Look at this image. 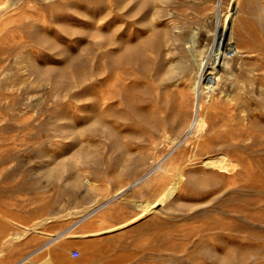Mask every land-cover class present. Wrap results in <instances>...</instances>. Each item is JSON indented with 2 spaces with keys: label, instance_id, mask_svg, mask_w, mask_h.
I'll return each mask as SVG.
<instances>
[{
  "label": "rangeland",
  "instance_id": "rangeland-1",
  "mask_svg": "<svg viewBox=\"0 0 264 264\" xmlns=\"http://www.w3.org/2000/svg\"><path fill=\"white\" fill-rule=\"evenodd\" d=\"M38 263L264 264V0H0V264Z\"/></svg>",
  "mask_w": 264,
  "mask_h": 264
},
{
  "label": "bare ground",
  "instance_id": "bare-ground-1",
  "mask_svg": "<svg viewBox=\"0 0 264 264\" xmlns=\"http://www.w3.org/2000/svg\"><path fill=\"white\" fill-rule=\"evenodd\" d=\"M221 1V0H220ZM215 35V34H214ZM190 41V40H189ZM227 42V41H226ZM225 44V43H224ZM227 47V46H226ZM190 52H191V58L195 59L196 55H197V52L199 54L202 53V51L197 48V44L195 43V40L192 38L191 40V44L188 46ZM234 49V48H233ZM203 50V49H202ZM225 50V49H224ZM231 52V51H230ZM233 52V51H232ZM229 53V52H228ZM229 55V54H228ZM199 56V55H198ZM230 56H231V53H230ZM117 58V57H115ZM205 60V59H204ZM195 64V63H194ZM176 65V64H175ZM205 66H206V61H203V59H200L196 62V68L195 70L193 71V76L191 74V78H186V81H189L190 82V88L192 89V93H193V102H189L190 99L188 98V92L185 89H183V96H184V100H181V101H185L187 104L191 105L192 107V116H191V119L189 120L188 122V127H187V133L189 134L188 136H198L200 134H202V132L204 131L206 125H207V120H206V117L204 116V114L202 113V107H203V97H202V91L204 89V79L206 78V72H205ZM230 66V65H229ZM37 67V66H36ZM172 68V67H171ZM186 69V68H185ZM190 69V67H189ZM224 69V68H223ZM191 70V69H190ZM177 73V72H175ZM190 73V72H189ZM44 74V73H43ZM227 75H230V71L228 70V72L226 73ZM162 77V76H161ZM164 77V76H163ZM209 77V76H208ZM179 78V77H178ZM210 78V77H209ZM166 79V78H164ZM234 79V78H233ZM232 79V80H233ZM174 80H177V79H173ZM178 81V80H177ZM207 89V88H206ZM217 92V91H216ZM179 94V93H178ZM179 96V95H178ZM182 96V95H181ZM178 100V99H177ZM180 103V102H179ZM178 103V104H179ZM184 103V102H183ZM185 103V104H186ZM191 103V104H190ZM188 105V106H189ZM180 106V105H179ZM178 106V107H179ZM187 106V108H188ZM184 107V106H183ZM190 107V106H189ZM190 107V108H191ZM186 108V107H185ZM177 109V108H176ZM177 110H180V109H177ZM184 110V109H183ZM186 111V110H185ZM180 112V111H179ZM188 112V111H187ZM185 113V112H183ZM176 114V112H175ZM180 114H182V109H181V112ZM185 115V114H184ZM186 116V115H185ZM184 116V117H185ZM174 117V116H172ZM181 117V116H180ZM103 118V117H102ZM167 118V117H165ZM164 118V119H165ZM183 116L180 118L181 121H183ZM236 118V117H235ZM180 119H177V120H180ZM152 120L153 122V118L150 119ZM162 120V119H161ZM175 120V119H174ZM185 120V119H184ZM181 121L180 124H181ZM155 122V121H154ZM161 122V121H160ZM166 122V121H165ZM178 122V124H179ZM157 123V121H156ZM154 123V124H156ZM159 123V122H158ZM164 123V122H163ZM172 123V122H171ZM176 123V122H175ZM184 124V123H183ZM151 126V125H149ZM158 127H161L159 125H157ZM89 128V126H88ZM163 128V126H162ZM162 128H161V131H162ZM160 129V128H159ZM166 129V127H165ZM89 130V129H88ZM154 130V129H153ZM92 131V130H91ZM165 131V130H164ZM164 134V133H163ZM182 137V136H181ZM180 137V138H181ZM186 138V137H185ZM198 138V137H197ZM167 140V139H166ZM183 141V139H182ZM78 142V141H77ZM180 139H173V143L175 144L176 148L180 145ZM203 143V142H202ZM205 145V144H204ZM203 146V144L201 145ZM207 147V146H206ZM203 147H201L202 149ZM207 150V149H206ZM80 152V151H79ZM86 152V151H85ZM171 152L165 154V155H162V156H158L156 157L155 159V162H154V165H155V168L153 169H147L148 171L142 175L141 177L138 178V183L141 182V181H144L145 179H147L150 175H152V173L154 172V170L156 172H158V175H162V173H165L167 172L172 163H173V159L174 157H172ZM209 155V154H208ZM207 155V156H208ZM228 155V154H227ZM226 154L224 155H221L219 158H216V157H205L202 159V164L204 166H209V167H212V169L214 167H217L220 168V169H228L229 167L233 166L234 162L233 160L231 159V157H229V155L227 156ZM121 158V157H120ZM201 160V158H200ZM236 163V162H235ZM153 166V165H152ZM238 166V165H237ZM236 167V165H235ZM223 171V170H222ZM232 169H231V173H232ZM59 172V171H58ZM227 173V172H226ZM230 173V172H229ZM179 174V173H178ZM234 174V173H233ZM182 175H179L178 177L174 178L173 180H171L170 182H168L166 184V186L162 189V192L161 194L156 198L155 202L151 203V204H146V206H144L145 210L143 211V213L141 212L140 215L138 216V214L136 215L137 217H134V218H138L143 214L145 213H149V212H152L154 211L155 209H157L159 206H163L166 201H168L172 196H174L180 189V186L182 184ZM144 216V215H143ZM133 218V217H132ZM129 221V219H128ZM127 224V223H126ZM125 225V224H124ZM111 229V228H110ZM109 229V230H110ZM108 230V231H109ZM98 233V231H94V234ZM16 237H20L19 234L17 233V235L15 236ZM57 238V237H56ZM12 239L14 240L13 236L8 238L7 242L10 243V244H13L12 243ZM19 239V238H18ZM9 246V245H8ZM42 260V259H41ZM39 264V263H38Z\"/></svg>",
  "mask_w": 264,
  "mask_h": 264
},
{
  "label": "built area",
  "instance_id": "built-area-1",
  "mask_svg": "<svg viewBox=\"0 0 264 264\" xmlns=\"http://www.w3.org/2000/svg\"><path fill=\"white\" fill-rule=\"evenodd\" d=\"M79 254H80V251H79L78 249H73V250L71 251V255H72L73 257H77V256H79Z\"/></svg>",
  "mask_w": 264,
  "mask_h": 264
}]
</instances>
